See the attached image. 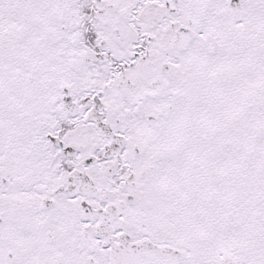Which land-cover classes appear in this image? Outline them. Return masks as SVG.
I'll return each mask as SVG.
<instances>
[{
    "label": "snow or ice",
    "instance_id": "1",
    "mask_svg": "<svg viewBox=\"0 0 264 264\" xmlns=\"http://www.w3.org/2000/svg\"><path fill=\"white\" fill-rule=\"evenodd\" d=\"M0 264H264V0H0Z\"/></svg>",
    "mask_w": 264,
    "mask_h": 264
}]
</instances>
